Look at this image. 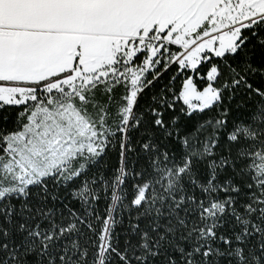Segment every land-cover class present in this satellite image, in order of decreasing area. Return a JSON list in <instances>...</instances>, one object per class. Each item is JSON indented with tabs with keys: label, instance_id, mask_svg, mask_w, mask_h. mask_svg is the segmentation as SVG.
Returning <instances> with one entry per match:
<instances>
[{
	"label": "snow or ice",
	"instance_id": "obj_1",
	"mask_svg": "<svg viewBox=\"0 0 264 264\" xmlns=\"http://www.w3.org/2000/svg\"><path fill=\"white\" fill-rule=\"evenodd\" d=\"M0 264H264V0H0Z\"/></svg>",
	"mask_w": 264,
	"mask_h": 264
}]
</instances>
